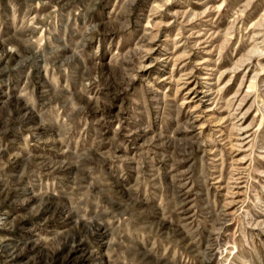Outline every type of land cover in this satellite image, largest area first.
Segmentation results:
<instances>
[{
  "label": "rangeland",
  "instance_id": "374dc122",
  "mask_svg": "<svg viewBox=\"0 0 264 264\" xmlns=\"http://www.w3.org/2000/svg\"><path fill=\"white\" fill-rule=\"evenodd\" d=\"M0 264H264V0H0Z\"/></svg>",
  "mask_w": 264,
  "mask_h": 264
}]
</instances>
